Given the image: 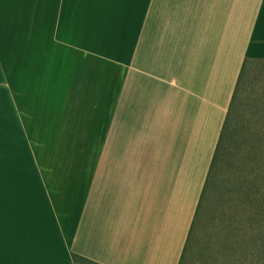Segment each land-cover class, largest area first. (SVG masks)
Returning <instances> with one entry per match:
<instances>
[{"label":"crops","instance_id":"obj_1","mask_svg":"<svg viewBox=\"0 0 264 264\" xmlns=\"http://www.w3.org/2000/svg\"><path fill=\"white\" fill-rule=\"evenodd\" d=\"M264 0H0V264H180Z\"/></svg>","mask_w":264,"mask_h":264},{"label":"rangeland","instance_id":"obj_2","mask_svg":"<svg viewBox=\"0 0 264 264\" xmlns=\"http://www.w3.org/2000/svg\"><path fill=\"white\" fill-rule=\"evenodd\" d=\"M257 70L255 68L251 73L256 74ZM261 79L264 83V78ZM253 111L248 110L247 114L251 115ZM258 112L254 111L258 121L255 136L260 138L261 150L259 160L253 162L254 168L241 169L239 176L223 162L218 174L222 184L227 174L244 181L247 190L246 196H242L245 199L243 205L249 208V213L245 217L238 214L239 194L231 192L230 184H227L230 192L220 188L214 195V201L219 205L214 212L203 214L196 244L189 250L184 264H264V111Z\"/></svg>","mask_w":264,"mask_h":264},{"label":"trees","instance_id":"obj_3","mask_svg":"<svg viewBox=\"0 0 264 264\" xmlns=\"http://www.w3.org/2000/svg\"><path fill=\"white\" fill-rule=\"evenodd\" d=\"M255 68H258V70L256 74H252L251 71ZM263 74L264 60L244 59L216 144L190 233L184 246L180 264H184L189 250L194 248L196 244V233L203 214H208L210 213L209 211L214 212L219 205L218 201H214V195L215 192L220 191V188L222 191L227 190L230 192L232 190L231 192H234L236 195L239 194V199L237 200L239 203L237 206L238 214L245 217L249 213V208L243 205L245 199L242 196H246L247 190V185L244 184V181L240 177L236 176L233 178L230 174H227L226 180L222 184L218 178V174L223 162L226 163L227 168L233 169L240 176L241 169H252L254 168L253 165L259 160V151L261 150L259 143L261 141L259 137L255 136L258 130V121L254 111L258 112L260 109L264 111V83L261 79L264 78ZM248 87H251V89L248 90ZM250 91H252L251 95L249 94ZM245 103L246 106L244 105ZM248 110L254 111L251 115H248ZM227 184L231 185V190L227 189ZM71 259L74 264L88 262L86 259L73 253L71 254Z\"/></svg>","mask_w":264,"mask_h":264}]
</instances>
